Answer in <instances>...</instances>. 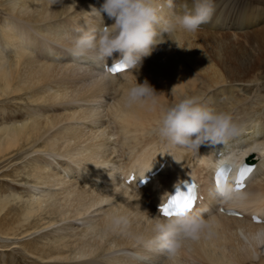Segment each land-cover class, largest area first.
Listing matches in <instances>:
<instances>
[{
  "label": "bare ground",
  "instance_id": "obj_1",
  "mask_svg": "<svg viewBox=\"0 0 264 264\" xmlns=\"http://www.w3.org/2000/svg\"><path fill=\"white\" fill-rule=\"evenodd\" d=\"M214 1L211 20L201 25L208 33L187 32L177 26L172 33H164L162 40L158 35L159 44L150 56L142 58L138 68L111 76L103 66L120 58L119 52L105 62L97 58L95 51L78 57L71 52L75 38L84 31L103 27L101 18L91 10L99 9L104 0H58L56 3L54 0H0V11L5 14L0 30V100H21L26 95L32 103L42 105L41 113H28L22 120V116H4L0 122L1 164L14 155L23 152L27 155V148L33 151L28 152L31 158L27 163L32 167L27 176L32 178L33 191L26 198L0 197V213L18 202L22 203L20 208H11L22 212V222L33 218L42 222L46 214L49 219L44 230L61 224L59 233L53 234L42 235V228H35L34 234H40L38 241L51 238L29 249V254L37 260L46 264H101L99 259H106L110 264H149V261L239 264L243 255L245 258L263 255L264 186L244 191L254 182L253 175L257 182L264 177V141L256 139L257 136L264 138V127H256L262 123L252 125V129L251 125L244 127V122L239 124L233 118L239 132L235 134L236 141L210 150L208 157L206 145L196 151L173 145L158 134L164 110L185 96L196 97L202 106L217 112L230 114L239 109L238 115L247 113L246 105H240L239 100L229 95V88L217 87L223 78L216 67L222 69L226 65L221 66L219 48L229 51L230 55L243 52L244 44L239 47V42L227 41L229 36L225 30L229 27L237 34H244L249 44L255 41L258 48H264V28L251 40L256 30L264 26V8L255 12L259 2L220 0L231 3L224 5ZM159 3L163 5L161 14L167 20L182 15L185 6L189 10L193 6V0H173L172 8L167 7L166 0ZM103 15L105 26H111L114 20ZM210 49L214 52L215 65L207 57ZM250 57L243 54L226 61L239 68L240 74H247L244 77L247 82H257L259 78L254 75L264 69V54L260 53L253 61ZM145 80L157 93V103L127 106L129 88ZM101 100L111 102V106ZM59 109L66 112L60 114ZM72 123L89 126L83 128ZM111 129L113 132L108 133ZM111 136L119 137L120 150L125 152L126 165L119 170L116 168L118 155L110 153ZM260 148L263 160L246 181V188L234 191L235 198L231 201L216 196L212 191L215 188L213 165L217 161H232L237 166L246 155ZM39 152L50 156L33 157ZM219 152L222 156H215ZM164 162V168L144 189L138 190L136 184L126 183L133 172L141 177L160 168ZM209 172V180L201 179V174ZM259 173L261 176L256 178ZM187 178L202 180L201 193L206 202L199 207L196 204L191 213L201 214L211 227L198 240L184 241L175 256L165 258L154 240L155 224L166 219L159 217L155 206L166 199L171 188ZM109 184L106 191L100 190ZM229 205L240 210L243 217L221 212L222 207L227 209ZM254 215L263 222L255 223ZM17 225L18 229L10 230L11 234L22 228L20 221ZM116 254L126 255L116 257ZM259 264H264V258Z\"/></svg>",
  "mask_w": 264,
  "mask_h": 264
},
{
  "label": "clouds",
  "instance_id": "obj_2",
  "mask_svg": "<svg viewBox=\"0 0 264 264\" xmlns=\"http://www.w3.org/2000/svg\"><path fill=\"white\" fill-rule=\"evenodd\" d=\"M58 0H54V3ZM167 7H173V0H166ZM214 0H193L189 10L185 6L182 15L167 20L162 16L163 5L159 0H104L99 9L92 8L91 13L100 17L103 27L99 30L84 31L75 38L73 56H82L95 51L97 58L105 62L113 53L119 52L121 64L128 69L138 68L142 58L150 56L158 35L170 34L177 26L187 32H195L211 20L214 13ZM114 20L111 26H105L104 15ZM158 28L160 31L158 32ZM175 87V86H174ZM157 93L145 80L129 88L125 103H157ZM238 132L233 117L224 112L204 107L196 97L185 96L179 102L164 110L158 134L173 145L198 150L206 142L211 145H225ZM224 201H231L234 189L224 180L220 187L212 190ZM119 223V221H117ZM211 227L201 214L187 212L164 222L155 224L154 244L158 251L175 256L186 240H198L205 229Z\"/></svg>",
  "mask_w": 264,
  "mask_h": 264
},
{
  "label": "rangeland",
  "instance_id": "obj_3",
  "mask_svg": "<svg viewBox=\"0 0 264 264\" xmlns=\"http://www.w3.org/2000/svg\"><path fill=\"white\" fill-rule=\"evenodd\" d=\"M217 1H220V0H217ZM220 2H222V1H220ZM235 2L236 3L243 2V3H247V4L248 3L253 4L255 2H259L260 7H258V5H257L255 12L261 11L264 8V0H235ZM177 3H178V1H177ZM222 3L224 5H230L231 4L228 2H222ZM4 19H5V14H3L0 11V30H1V25L3 24ZM262 21H264V18L262 19ZM263 28H264V26H262L258 30H256L258 32H256L254 34V36L252 37L251 40L255 39L257 37V35L260 33V30H262ZM203 31H205V30L201 29V31H197V32H203ZM225 31L228 33L229 38L227 41L229 43L236 42V44H237V42H239L240 43V45H238L239 47H241V44L242 45L244 44V45L242 47L243 52L238 51V52L231 54V55L229 54V51H228V53H226V50L224 48H219V50L221 51L220 52L221 66H222V63H224V64L226 63V65L222 69L219 67H216L217 70L220 71L221 76L223 78L222 84H220L217 87L229 88V95H232L234 100H239V102L242 103L240 105H243V104L246 105L244 107V109L247 112V113L245 112L246 114L238 115V113L240 111L239 109L232 112V113H235L238 115V116L235 115L233 118H235L236 121L238 120L237 122H239V124H242L244 122V125H245L244 127H250V125H251V128L253 129L252 125L254 126L260 121L259 123H262L263 126H262V124H260L262 126L261 127L258 124L256 127L257 128H263L264 127V122H263L264 121V69L261 68V70H259L254 75V76L259 78V81L247 82L248 79L244 78L245 76H247V74H245V73L240 74L241 70L239 68H237L235 65L228 63L226 61V59L230 58V57H243V54H247L249 57L251 56L250 59L253 61L254 59L259 57L260 53L264 54V48H261V47L258 48L259 44H256L257 42H255V41L249 44L247 39L243 38L242 35H244V34H237L234 28L229 27V28H226ZM205 32L208 33L207 31H205ZM253 32H255V31H253ZM253 32H250V33H253ZM0 36H1V32H0ZM0 39H1V37H0ZM162 39H163V35H161L159 40H162ZM238 39H239V41H237ZM214 40L217 41V39H214ZM255 44H256V46H255ZM213 54H214V52L210 49V52H208L207 57L210 59L211 63H213L215 65V62H213V60H216V59L214 58ZM229 55H230V57H229ZM52 90L56 91L55 88ZM5 99L6 100H4V99L0 100V122L3 120L4 116H5L4 118H12V117H14V115L16 117L22 116L20 119V120H22L24 117L27 118L29 116L28 113H41L39 108H41L42 105L38 104V106H37L36 103H32L31 100L29 99V97L26 95H24L21 100H15L12 98L11 99L5 98ZM100 102H102V103L105 102L106 104H108V106H111V102H108V101L103 102L102 100ZM62 110L63 109H59L57 111H59L58 113H60V114H64V112H66V110H64V111H62ZM34 111H37V112H34ZM42 113L44 114V112H42ZM9 121H11V120H9ZM76 125L82 126L83 128L85 126L86 127L89 126V125L87 126L86 124H81V123L73 124L72 126H76ZM61 126L65 127L64 124H62ZM56 129H60V128H56ZM86 130L88 131V129H86ZM113 131L115 132L114 127H113ZM113 131H112V129L107 130L108 133L113 132ZM237 133H239V132H237ZM236 135H238V134H236ZM236 135L232 136L228 140V142L229 143L235 142L236 141L235 140ZM260 139H261V141H264V138H260ZM120 143H121V141H120L118 136H111L110 137V144H111L110 153L114 152L115 156L118 155L117 157H119L118 163L116 164L117 170L124 168L126 165V158L124 157L125 152L120 150V147H119ZM26 151H27V155L30 152L31 153L33 152L30 150V148H27ZM23 153L18 154V155H14L13 157L9 158L4 163H2V164L0 163V197L1 198H5V197L10 196V195H17V196H21V197L26 198V197H28L30 192L33 191L31 189L32 182H33L32 178L30 176H27L29 173V169L32 168L30 165H27L28 160L31 158L29 155H31V154H29L28 155L29 157H28L26 154H23ZM35 154L36 155H33V157L37 156V155H41V156H45L44 158H47L46 156L49 155L47 153H42V152L35 153ZM48 159H50V158H48ZM115 174L117 175V178H118V171H116ZM256 182H257V180L252 182L244 191L247 192V190L251 189L252 187L253 188L250 191H253L257 187L261 188L262 186H264V177H260V180H258L257 183ZM110 184L106 185V187L101 188L100 190L106 191L109 188ZM244 199L245 198H242V200H244ZM17 203L18 202L13 203L14 205L11 204L9 210L7 209L6 211L2 212V214L0 213V264H18V263L19 264H46V263H44L46 261L37 260L36 257L29 254L28 251L32 247H34V249H35V247H37L38 245H42L44 243L49 242L51 240V238L49 240L45 239L43 241H38L39 235L40 234L43 235V233H47V232L59 233V231L62 229L61 224L55 225V227L54 226L50 227L51 229L49 228V231H48V229L44 230V224L47 223V220L49 219L48 215L46 216V214L45 215L43 214L42 218H44V219L42 222H39L38 219H34V218H33L34 220L31 219L32 221L30 220L31 222L30 221L22 222V220H21L22 219L21 218L22 212L16 210V209L21 207L22 203H19V204H17ZM11 207H14L16 209L13 210ZM19 221H20V225L22 228H19V230L17 231L16 234H11L10 230H12L13 228L18 229L17 224L19 223ZM35 228H42V229H40L41 233L40 234L39 233L34 234V232L36 231ZM56 230H57V232H56ZM26 231H28V232H26ZM9 234H11V235H9ZM28 244H31V246H29ZM36 244H37V246H35ZM239 253H240V251H239ZM162 254L165 258L168 256L166 253H162ZM119 255L121 256V255H126V254H116V257H119ZM242 258L243 259L241 260V263H239V264H259V261L264 258V253H263V255H259L258 258H255V257L245 258L244 255L242 256ZM97 261L100 262L101 264H105V263L110 264V262H108V260H106V259H99ZM149 264H154V263L153 262L150 263V261H149ZM198 264H200V263L198 262ZM235 264H238V263H235Z\"/></svg>",
  "mask_w": 264,
  "mask_h": 264
},
{
  "label": "snow or ice",
  "instance_id": "obj_4",
  "mask_svg": "<svg viewBox=\"0 0 264 264\" xmlns=\"http://www.w3.org/2000/svg\"><path fill=\"white\" fill-rule=\"evenodd\" d=\"M128 68L124 64H116L113 68L109 69L108 71L110 73H120L123 71H126ZM251 169L244 165L242 166L239 174V178L237 180V189L239 190L241 187H243L241 180L246 172H250ZM230 172V165H222L215 176V183L216 186L219 188L222 182V177L223 180H227V174ZM194 188L195 185H192L188 187L187 191H179L177 190L175 195H172L168 197L167 202L162 206V213L165 216H179V215H184L187 212H189L192 207L195 204L196 201V196L194 194Z\"/></svg>",
  "mask_w": 264,
  "mask_h": 264
}]
</instances>
